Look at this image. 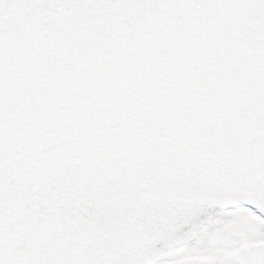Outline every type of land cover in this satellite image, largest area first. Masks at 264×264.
<instances>
[{
	"label": "snow or ice",
	"instance_id": "snow-or-ice-1",
	"mask_svg": "<svg viewBox=\"0 0 264 264\" xmlns=\"http://www.w3.org/2000/svg\"><path fill=\"white\" fill-rule=\"evenodd\" d=\"M0 264H264V0H0Z\"/></svg>",
	"mask_w": 264,
	"mask_h": 264
}]
</instances>
